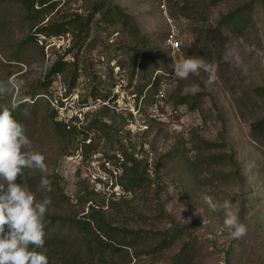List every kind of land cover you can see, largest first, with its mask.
Wrapping results in <instances>:
<instances>
[{"label":"rangeland","instance_id":"1","mask_svg":"<svg viewBox=\"0 0 264 264\" xmlns=\"http://www.w3.org/2000/svg\"><path fill=\"white\" fill-rule=\"evenodd\" d=\"M254 1L202 0L191 9V0H51L29 14L0 0V81H25L0 104L44 92L41 86L58 64L63 73L38 96L45 100L41 113L56 112V121L81 132L61 140L49 122L41 123L29 138L31 149L45 156L52 191L36 192L39 171L24 169L17 183L37 200L51 197L48 216L179 234L167 250L156 253L152 243L140 244L128 258L92 255L74 230L65 229L60 246L47 251L49 264H123L125 256L130 264H172L185 248L186 264H264V139L253 137L254 124L264 120V6ZM109 3L135 19L144 45L130 27L102 21L99 8L104 12ZM212 28L223 32L224 48L204 44ZM172 33L180 42L175 57L217 63L215 83H206L203 70L174 77ZM226 54L231 62L224 61ZM146 62L150 71L143 80ZM156 70L170 77L159 75L148 90ZM158 82L166 85L162 99ZM190 95L195 100L182 104ZM25 101L31 115L32 101ZM72 118L77 120L70 123ZM227 145L239 161L238 173L225 156ZM125 150L148 161L149 191L127 195L118 186ZM192 163L201 166L202 176H195ZM206 196L230 200L246 236L232 239L223 212L212 211ZM119 200L122 213H109L110 202Z\"/></svg>","mask_w":264,"mask_h":264},{"label":"trees","instance_id":"2","mask_svg":"<svg viewBox=\"0 0 264 264\" xmlns=\"http://www.w3.org/2000/svg\"><path fill=\"white\" fill-rule=\"evenodd\" d=\"M12 7L20 6L22 11L27 13H38V10H35V6L39 5L45 6L49 1L47 0H5ZM187 3L190 0H186ZM202 0H191V9L196 7L197 3H201ZM214 1V0H213ZM216 1V0H215ZM259 1L264 6V0H255ZM2 4H0L1 6ZM6 5V4H4ZM102 6L99 8V13H102L101 19L104 22H109L111 19H115L118 23L125 27L131 28V34L134 36H138L140 38L139 44H145V38L141 34L138 24L135 19L125 13L123 9H121L118 5H113L111 3L108 4L106 10L102 12ZM98 13V12H97ZM234 17V16H233ZM232 19V17H230ZM91 21V20H89ZM37 34H41L40 31H44L43 29L38 30ZM57 33V32H56ZM204 44L208 46H218L224 48L225 36L221 29L212 28L208 30L204 34ZM16 60V58H12ZM12 61V60H8ZM162 67L167 68L166 62H161ZM143 69V80H146L149 75V63L146 62ZM63 67H59L58 64H55L51 67L47 80L44 84H42L41 91L44 92H35L27 96L26 98L20 96L17 98V103H19V107L13 112V117L24 125L26 129V135L33 139V135L35 134V130L41 125V123H45L46 121L50 123V127L52 131L59 137L61 140H64L68 137L76 136L77 133H81L77 126H73L72 124H64L63 122L56 121V112L51 115L46 114L43 115L41 113V108L43 100L42 97H38L39 95L45 94V89H48L52 80L58 75L63 73ZM158 71V70H156ZM148 87L150 83L147 84ZM74 86V84H73ZM72 86V87H73ZM155 86V83L148 89H152ZM158 89V83L156 84ZM141 94V92H139ZM195 95L187 96L181 100L182 104H189L191 100H195ZM25 99H29L32 101L30 106L32 114L27 115L26 109L29 108ZM49 106V105H48ZM50 107V106H49ZM77 120L76 118H72L70 123H74ZM97 122H93L91 126H95ZM90 126V127H91ZM106 126V124L104 125ZM107 127V126H106ZM34 133V134H33ZM33 134V135H32ZM253 137L256 141H261L260 139H264V120H261L254 124L253 126ZM29 138V139H30ZM208 147H211L208 143H206ZM212 150V148H210ZM225 156L229 162V164L235 170V173H238L240 169L239 161L236 157V154L232 148L227 145ZM148 161L143 158H139L133 153H129L127 150L122 152L121 155V163L119 169L121 171L120 182L118 186L123 190V192L127 195H135L140 192H147L152 186L151 179L149 176V168ZM192 172L198 178L202 176V168L197 163H192L191 165ZM121 200L112 201L108 205V209L113 214H121L123 207L120 206ZM92 214V213H91ZM106 214V213H102ZM102 222L95 223L90 218L85 217L82 219H72V218H60L55 216L46 215L45 219V248L50 251L61 244L62 239L65 236V229H72L78 234L81 241L85 244L87 251L92 255L105 253L111 254H122L126 253L129 258L128 251L134 249L136 246L140 244H153L155 249L154 252H160L169 249L177 240L179 234H172L170 230L168 231H156L150 232L142 229L131 230L125 227H119L114 225L112 222H106L101 220ZM68 227V228H67ZM67 231V230H66ZM175 231V230H171ZM178 231V230H177ZM190 254L189 250L186 248L183 250L182 254L175 256L172 261V264H186V259ZM123 264H130L126 259L122 260Z\"/></svg>","mask_w":264,"mask_h":264},{"label":"clouds","instance_id":"3","mask_svg":"<svg viewBox=\"0 0 264 264\" xmlns=\"http://www.w3.org/2000/svg\"><path fill=\"white\" fill-rule=\"evenodd\" d=\"M230 55L223 57L225 62H231ZM172 57L175 78L184 80L190 75H199L203 70L208 74V85L217 81L216 62H207L195 55ZM24 86L25 81L21 79L0 81V97L8 95L13 88ZM198 88V85H193L192 91L196 92ZM18 107L16 102L0 104V181H3L0 182V264H49L44 229L51 197L45 195L37 200L36 193L23 183H17V180L23 177L24 169L39 171L41 179L36 192L43 193L52 191L51 181L48 179L45 156L31 149L32 142L24 125L13 117ZM204 199L212 211L223 212V228L232 239L246 236L247 227L240 221L230 200L213 202L207 196Z\"/></svg>","mask_w":264,"mask_h":264},{"label":"built area","instance_id":"4","mask_svg":"<svg viewBox=\"0 0 264 264\" xmlns=\"http://www.w3.org/2000/svg\"><path fill=\"white\" fill-rule=\"evenodd\" d=\"M168 44L170 46V49L173 52L172 55L177 56V53L180 51V42H179L178 38L176 37L175 33H172V35L169 36ZM159 75H164L166 77H170V74H164L161 71H157L154 74V78H153V82H152L151 86L156 82V78ZM165 89H166V85L163 82H158V89H157V97L158 98L162 99L165 97Z\"/></svg>","mask_w":264,"mask_h":264}]
</instances>
